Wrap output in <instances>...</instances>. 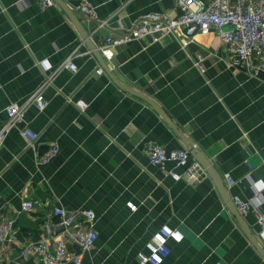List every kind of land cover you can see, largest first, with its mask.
Here are the masks:
<instances>
[{
  "label": "crops",
  "instance_id": "0c3cea01",
  "mask_svg": "<svg viewBox=\"0 0 264 264\" xmlns=\"http://www.w3.org/2000/svg\"><path fill=\"white\" fill-rule=\"evenodd\" d=\"M62 1L65 6L55 1L43 9L40 0H0V128L8 120L7 107L24 102L82 45L79 22L100 47L109 36L126 34L144 14L181 13L174 0ZM85 2L95 7L96 20L75 12ZM102 21L108 25L96 29ZM80 49L92 52L85 42ZM113 53L102 74L93 52L76 58L77 72L63 69L47 87V108L29 107L22 124L8 133L0 151V221L12 218L15 227L0 264H39L21 252L40 238L54 206L96 213L99 237L82 264H141L139 253L165 224L177 228L183 241L171 242L163 264H264L209 176L176 182L151 164L146 154L151 144L168 150L191 146L156 107L120 85L157 104L211 160L231 199H252L261 191L254 200L259 204L264 202V79L231 67V53L215 32L193 37L186 48L171 34L156 43L143 37L118 45ZM199 55L206 57L205 75L194 66ZM80 100L85 109L76 105ZM24 127L39 133L42 152L59 148L49 164L39 163L21 135ZM26 200L37 202L34 211L22 210ZM243 218L264 247L255 213Z\"/></svg>",
  "mask_w": 264,
  "mask_h": 264
},
{
  "label": "built area",
  "instance_id": "2783aa9c",
  "mask_svg": "<svg viewBox=\"0 0 264 264\" xmlns=\"http://www.w3.org/2000/svg\"><path fill=\"white\" fill-rule=\"evenodd\" d=\"M174 2L181 11L179 16L170 18L162 14L142 15L132 21L126 34L111 35L105 40L98 48L102 57L111 62L114 47L143 37H149L156 43L161 37L173 34L181 42L182 47L186 48L193 37L215 32L231 53V67L240 69L252 77L260 75L264 79V0H174ZM40 5L45 9L56 5V2L40 0ZM75 12L86 21L97 19L95 7L86 2L76 5ZM107 25L108 21H102L96 29ZM82 45H77L62 65L53 70L24 102H14L7 107L8 120L0 128V151L8 133L22 124L25 111L29 107L34 106L39 111L47 108L45 91L56 75L63 69L77 72L78 66L74 60L85 53H92L88 50L81 51ZM205 62L206 57L202 55L194 59V66L202 75L207 72ZM96 72L102 74L104 69L100 66ZM68 101L73 102L74 98L69 97ZM75 102L81 109L86 108L83 101ZM21 135L34 151L40 164H49L59 154V148L55 145L42 152L38 146L40 135L30 128H22ZM146 154L153 166L174 181L196 179L199 164L192 159L190 148L168 150L160 144H151L147 147ZM183 167L185 169L181 171ZM226 179L231 181L228 175ZM260 196L261 191L252 199L237 196L232 201L241 216L246 217L251 212L255 213L260 237L264 241V202L254 203ZM36 206L37 202L26 200L22 203V210L34 211ZM127 207L133 212L138 209L133 202H128ZM96 222L97 216L93 210H68L63 206H54L43 224L40 238L27 244L21 254L26 259L36 257L39 264H82L85 253L96 246L99 237ZM14 227L15 221L12 218L0 221V262L4 257V247L13 241ZM182 241V233L177 228L165 224L146 243V251L138 255L139 261L141 264H163L171 255V242L179 244ZM70 246H74L76 251L70 252Z\"/></svg>",
  "mask_w": 264,
  "mask_h": 264
},
{
  "label": "water",
  "instance_id": "95a60500",
  "mask_svg": "<svg viewBox=\"0 0 264 264\" xmlns=\"http://www.w3.org/2000/svg\"><path fill=\"white\" fill-rule=\"evenodd\" d=\"M55 1H57L61 5L65 6V4H64V2L62 0H55ZM78 26H79V30H80V32L82 34V38H83L84 42L86 43V45L97 56V58L100 61V64H101L102 68L104 70H106V71H109L108 64H107L106 60L102 57V55H101V53H100V51L98 49L99 47L96 45V43L92 39V33L88 29H85L81 25L80 22H79ZM115 81L118 84H120L116 79H115ZM120 85L123 88L127 89V91L136 94L137 96L145 99L146 101H148L149 103H151L154 107H156L157 110L162 114V116L170 123V125L173 127V129H175V131L182 137V139L185 142H187L188 146H191V147H189L190 150H191V155H192V157L199 164V166L197 168L196 179L197 180H202V179L206 178L207 176H209L212 179V181L215 184L216 188L219 190L221 196L223 197L224 202L233 211V213L235 214V216L238 218V220L242 224V227L245 230L246 234L248 235L251 243L257 248V250L262 255H264V247L259 244L257 238L253 235L251 229L249 227H247L243 216L240 215V213L238 212V210L234 206L233 201H232L231 197L228 194L226 182L223 179V177L220 175V173L217 171V169L213 166L211 160L199 148L193 147L194 146L193 141L185 139L179 133V131L177 130V128L174 126V124H172V122L167 118V116L163 113V111L157 106V104L152 99L144 96L141 93H138L137 91H134L133 89H130L128 87H125L122 84H120Z\"/></svg>",
  "mask_w": 264,
  "mask_h": 264
}]
</instances>
